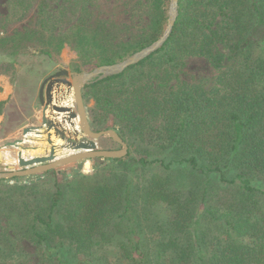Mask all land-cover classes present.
<instances>
[{"label":"trees","instance_id":"16d2710c","mask_svg":"<svg viewBox=\"0 0 264 264\" xmlns=\"http://www.w3.org/2000/svg\"><path fill=\"white\" fill-rule=\"evenodd\" d=\"M169 1L148 0L139 36L118 39L88 22L89 0H39L34 28L0 38L15 94L0 102L2 137L26 125L10 105L38 106L44 62L65 45L82 68L119 62L162 35ZM189 57L218 70L214 85L180 80ZM82 92L92 129L128 153L61 181L1 179L0 261L25 240L45 264H264V0H178L160 48Z\"/></svg>","mask_w":264,"mask_h":264},{"label":"water","instance_id":"95a60500","mask_svg":"<svg viewBox=\"0 0 264 264\" xmlns=\"http://www.w3.org/2000/svg\"><path fill=\"white\" fill-rule=\"evenodd\" d=\"M178 0L169 1L168 20L162 35L151 45L136 51L123 60L94 67L90 71L70 72L59 69L42 80L38 88L40 105V122L21 129L20 137L6 142L2 147L18 149L16 159H3L0 151V162L7 165L6 171L0 172V180L27 178L47 171L74 164V174L87 172L94 159L123 158L128 153L127 143L113 129L95 131L88 120L82 89L94 79H102L123 72L130 65L136 64L162 46L169 36L176 15ZM72 92L73 104L63 102ZM86 138L79 140V133ZM32 135L34 136L32 138ZM53 137V138H52ZM110 138L118 145L115 149H100L97 141ZM57 140L61 142L58 143ZM28 142H46L42 155L25 157L23 152L37 149V146L25 145ZM64 151H70L66 153ZM17 161L18 170H14ZM88 166V170H83ZM70 175V174H69ZM38 176L36 180H40Z\"/></svg>","mask_w":264,"mask_h":264},{"label":"rangeland","instance_id":"374dc122","mask_svg":"<svg viewBox=\"0 0 264 264\" xmlns=\"http://www.w3.org/2000/svg\"><path fill=\"white\" fill-rule=\"evenodd\" d=\"M39 0H29L28 7L23 14H21L22 6H17L16 0H0V38L11 35L16 31H23L34 28L37 23L36 18V6ZM90 3L88 5V22H105L106 25H111V30L118 39H129L136 38L142 32L143 28L147 25V2L148 0H89ZM26 3V4H27ZM54 19L56 24V30L62 31L69 26L61 27V24L58 23L57 12H54ZM57 17V19H55ZM40 67L41 71L44 73L43 79L53 74L55 71L59 69H66L70 72H76L75 67L81 68L79 72L82 71H90L93 68L86 67L82 68V61L79 59L77 53L71 48L70 45H65L58 55L54 56L51 61H46ZM218 74V70L213 68L209 62L202 57H189L186 59V65L180 72V80L189 83H197L203 82L206 87L214 85L215 76ZM7 77L11 80L14 77V72H6L0 73V78ZM42 79V80H43ZM38 83V88L40 83ZM1 84V81H0ZM2 87L0 86V91ZM24 94V93H23ZM28 96V95H27ZM73 99L72 92L67 96ZM10 99L3 100V102L8 103ZM92 105V100H89L87 103V107ZM40 113V105L31 108H26L21 105H10L9 110L7 111L11 118H18L17 120H21L26 122L25 126H30L32 124H36L40 121L36 117L35 112ZM3 120V115L0 114V123ZM11 125L6 124L5 126L0 127V151L2 152L3 159L5 158H13L16 159L17 151L16 149H12L11 147L2 146L8 142L12 141L13 138L10 135H14L15 133H20L21 129L19 128L15 130L13 133L8 134L6 137H2L5 132L10 129ZM79 140L85 139L86 137L80 132ZM44 143V142H39ZM28 144V143H26ZM46 144V142L44 143ZM28 145L37 146V143H29ZM47 145V144H46ZM98 148L100 149H108V148H117L118 146L114 142H108L102 138L97 141ZM36 149V150H37ZM32 149H28L23 152L25 157L37 156ZM35 150V151H36ZM40 152L39 150H37ZM70 153V151H65ZM36 154V155H35ZM42 155V154H41ZM93 162L91 161V168L89 169L86 166L83 170L89 171L82 172L81 174H88L92 171ZM14 170H18L17 161L13 164ZM7 165L3 162H0V172L6 171ZM72 165H67L62 167V170L59 172L57 176V180L61 181L65 177H70L72 175ZM70 174V175H69ZM25 180V178H20ZM46 183L48 185L53 184V177H47ZM12 182V181H10ZM220 194L216 195L219 196ZM22 253H24L21 259H17L15 261L2 262L0 264H45V260L43 259V255L33 244L22 241L21 242ZM22 255V254H21Z\"/></svg>","mask_w":264,"mask_h":264},{"label":"crops","instance_id":"0c3cea01","mask_svg":"<svg viewBox=\"0 0 264 264\" xmlns=\"http://www.w3.org/2000/svg\"><path fill=\"white\" fill-rule=\"evenodd\" d=\"M0 81H1V84H0V86L2 87V89H1V91H0V102H2L3 100H7V99H11V98H13L14 97V86H13V84H12V82H11V80L9 79V78H7V77H4V78H0ZM68 98H70V97H68ZM36 114H34V116L35 115H37L36 117L38 118V120L40 119V113H37V111L35 112ZM40 122V121H39ZM38 122V123H39ZM38 123H36V124H38ZM32 125H34V124H32ZM13 133V132H12ZM11 134V133H10ZM20 134H21V131H20V133H15L14 135H10V136H12V138H13V140L14 139H16V138H18V137H20ZM9 136V135H8ZM34 136L32 135V138H33ZM53 138V137H52ZM57 142L58 143H60L61 141L60 140H57ZM29 143H31V144H33V143H37V142H28V144ZM28 144H26L25 143V145H28ZM38 144V146L40 147L39 149H37V150H39L40 152H38L36 149V151L35 150H30V151H33V152H35L36 154H38L39 153V155H41V154H44V152H45V150L46 149H44L45 147H46V144H44V143H37ZM10 148V147H9ZM12 149H14V148H12ZM16 151H18V149H16ZM65 152V151H64ZM66 153H68V152H66ZM35 154V155H36ZM72 165V168L75 166L74 164H71ZM65 167V166H64ZM62 170V168H59V169H55V171H57V173H59L60 171Z\"/></svg>","mask_w":264,"mask_h":264},{"label":"built area","instance_id":"2783aa9c","mask_svg":"<svg viewBox=\"0 0 264 264\" xmlns=\"http://www.w3.org/2000/svg\"><path fill=\"white\" fill-rule=\"evenodd\" d=\"M64 105H72L73 104V99L72 98H66V100L63 102Z\"/></svg>","mask_w":264,"mask_h":264},{"label":"bare ground","instance_id":"6f19581e","mask_svg":"<svg viewBox=\"0 0 264 264\" xmlns=\"http://www.w3.org/2000/svg\"><path fill=\"white\" fill-rule=\"evenodd\" d=\"M2 153V152H1ZM5 159H8V158H5ZM85 168V167H84Z\"/></svg>","mask_w":264,"mask_h":264}]
</instances>
